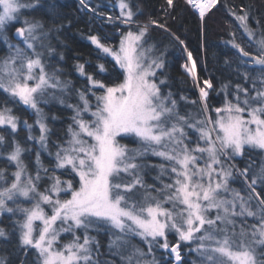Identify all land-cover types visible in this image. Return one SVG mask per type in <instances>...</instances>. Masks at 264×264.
I'll return each instance as SVG.
<instances>
[{"label":"snow or ice","instance_id":"1","mask_svg":"<svg viewBox=\"0 0 264 264\" xmlns=\"http://www.w3.org/2000/svg\"><path fill=\"white\" fill-rule=\"evenodd\" d=\"M185 3L198 14L203 29L218 0ZM57 4L58 0H0V38L7 42V28L21 24L15 28L20 43L8 44L12 51L0 60V92L6 96L0 107V128L8 133L6 138L0 132V158L15 168L10 173L0 168V215L22 214L13 227L25 256L29 249L35 250L34 264H158L155 248L174 258L173 264H184L181 248L194 243L195 248L188 250L197 258L191 264H264V23L256 19L255 28L249 24L250 6L229 10L255 51H246L230 33L225 43L239 57L234 70L243 82L231 91H227L230 82L222 85L225 99L222 107L214 109L213 118L208 103L212 80H200L197 62L186 47L190 63L183 67L198 87L199 99L189 101L180 95L178 100L172 91H162L167 78L157 81V70L163 71L165 61L162 54L149 55L154 45L145 47L149 28L164 29L181 45L184 41L158 20L137 21L139 9L133 11L131 0H119L120 15L107 17L129 26L118 47L105 45L97 35L88 37L113 58L123 79L106 84L78 64L76 69L89 87L76 91L77 104L67 103L63 94L69 92L71 82L62 80V69L45 59L56 54L53 31L62 27H47L45 19L55 21ZM167 5L174 7V0H167ZM25 11L39 12L41 17L21 20ZM224 63L231 67L227 58ZM97 68L99 74L107 72L104 64ZM89 93L96 97L94 110ZM51 100L73 112L66 140H50L53 130L48 121L59 117L46 114L41 104ZM181 101L199 104L196 115H182ZM9 103L31 109L33 122L14 115ZM89 113L92 119L86 120ZM21 126L27 132L23 143L17 139ZM120 134L134 136L137 147L121 145ZM29 142L35 147L24 146ZM32 151L34 175L24 162V155ZM252 152L261 154L259 163L251 158ZM42 153L52 158L51 168L44 167ZM149 154L163 163L148 162ZM246 156L243 168L234 163ZM155 169L154 183L148 184L145 176ZM63 175L72 178L62 179ZM44 177L51 184L41 190ZM164 177L171 183H165ZM237 182L241 189L232 187ZM20 198L30 206L21 207ZM247 218L255 223L249 224ZM62 233L72 239L60 243ZM8 235L0 227V237ZM101 235L107 237L106 244ZM169 235L176 237L175 244L169 242ZM136 238L147 251L134 242Z\"/></svg>","mask_w":264,"mask_h":264},{"label":"trees","instance_id":"2","mask_svg":"<svg viewBox=\"0 0 264 264\" xmlns=\"http://www.w3.org/2000/svg\"><path fill=\"white\" fill-rule=\"evenodd\" d=\"M103 1L101 0V6L93 3L90 6L99 14L118 17L119 14L116 11L102 6L110 0ZM131 4L135 11L139 9V16L152 17L160 23H164L171 33L184 41V46L192 52L196 59L199 77L211 78L214 89H219L221 84L228 81H242L237 77L234 70L239 62V57L225 42L231 39L230 33H235L236 41L246 51L254 52L255 47L242 34L238 22L230 15L229 10L233 8L238 10L241 5L246 8L250 6L252 18L249 20V24L255 28L256 19L264 23V0H218L217 6L206 16L203 29L198 14L184 0H174V7H169L166 0H131ZM56 10L55 21L50 20L56 26L62 25L57 35L63 41V44L58 46L63 54V60L60 62L61 68L66 72V76L72 80L74 87L83 89L87 85L86 78L76 73L77 64H84L87 73L106 84L120 82L123 79V74L115 61L102 55L87 40V37L97 35L102 42L109 41L114 44L119 41L121 33L124 32L123 26L117 21L109 22L106 18L91 14L77 0L58 1ZM139 16H136L135 19L140 21ZM154 31L149 35V39L157 46L167 48L168 64L165 65L163 71L159 72V79L167 78L165 87L176 94V98L184 95L190 100H198L199 96L195 85L181 67L184 58L182 45L175 41L169 32L156 29ZM226 58L231 61V67L224 63ZM98 64H104L107 72L99 74ZM0 98H2L1 94ZM213 98L214 95L212 94L208 100L211 111L217 105V101L213 102ZM9 105L14 108L15 114L22 115L20 107L13 103H9ZM58 112L62 114L60 110ZM26 118L29 120L32 116L26 114ZM61 123L59 121L52 124L51 141H54V136L59 137L60 133L63 134L62 131L65 126ZM0 132H3L7 138V131L0 128ZM26 135L25 131H20L17 139L23 143ZM28 144L24 146L28 147ZM32 147L35 145L33 144ZM34 154L35 151H32L24 155L30 167H32L31 162ZM5 165V160H0V166ZM238 166L243 168L244 164L239 161ZM0 253L6 259L5 264H22V262L29 264L36 259L34 250H28V254L25 256V253L20 249L17 235L10 236L6 242H2Z\"/></svg>","mask_w":264,"mask_h":264},{"label":"rangeland","instance_id":"3","mask_svg":"<svg viewBox=\"0 0 264 264\" xmlns=\"http://www.w3.org/2000/svg\"><path fill=\"white\" fill-rule=\"evenodd\" d=\"M58 1H61V0H58ZM77 1L80 2V0H77ZM102 2H104V1L102 0ZM166 2H167V0H166ZM184 2H185V0H184ZM91 3L96 4L98 6H101V0H86V3L84 5H82V6L86 10H88L91 14L97 15L98 17H103V18H106L107 19V17L111 16V15L99 14V13L96 12V10H95V13H93V11H92L93 8L90 6ZM118 4H119V0H110L109 2L106 1V3L103 4L102 6L105 7V8H109V10H114V11H116L120 15V9L118 7ZM133 11H135V10L133 9ZM25 16H27L28 18H32L33 16H35L36 18H40L41 17V13H39V12H31V11H25L24 14L21 15L20 19L23 20L25 18ZM137 16H139V15L137 14ZM111 17H113V16H111ZM139 17H140V21L139 20H137V21H139L141 23L146 22L149 18L153 19L152 17L146 18L147 16L144 17V15L143 16H139ZM113 18H115V17H113ZM45 19H46L47 27H53L54 23L50 19H47V18H45ZM107 21H109V20L107 19ZM115 21L119 22L123 26L124 32H127L129 30V26L123 25L119 20H115L114 19L113 22H115ZM20 26H21L20 23H14V24L10 25L7 28V30H6V34L8 36V41L7 42H5L2 38H0V60H2L5 57H7L10 54V52L12 51V49H10L8 47V44H18V43H20L19 38L15 36V28L16 27H20ZM155 29L158 30V31L159 30H164V29H161V28H159L157 26H151L149 28V33H148V36H147V44L145 45V47H147L148 45H154L155 48H154L153 52L150 53L149 55H151L153 57H156V56H161V54H162V58L164 59L165 65H166V64H168L167 63V55H166L167 54V48L162 47V46L159 47V46L156 45V43H154L153 41H151L149 39V35L151 33H154L155 32L154 31ZM132 30L133 31L136 30V26L135 25H132ZM57 35H58V32H56L54 30L53 31L54 38L52 39L51 43H52V46L55 47V49H56V54H54L50 60L47 58V55H46V57H45L46 63H50L52 66L59 67L60 69H62V72L59 74L60 75V78L62 80H66V81H70L71 82V84L69 85V92L64 93L63 96L66 99L67 103H69V104H77L78 103V98L76 96V91H78V90H84L85 88L89 87V83L87 81V85L83 89H81L79 87H74V85L72 84V80H70L66 76L67 75L66 72H64V69L61 68V63L60 62L63 59H60V55L59 54H62V53L60 52V50L58 48L59 45L63 44V41ZM88 37H87V40L91 43V41L88 39ZM102 43H104L105 45H108V46H112V47H118V45H119V41L116 42V43H114V44L112 42H109V41L102 42ZM20 46L23 47L22 44ZM93 46L95 48H97L95 45H93ZM182 47H183V57L184 58H183V62H182L181 67H182V70L185 72V69H184L183 65L185 63H190L187 60V51H189V50L186 48L187 51H185L184 44L182 45ZM37 50L38 51H41V49H39V48ZM98 50H99V52L102 55L108 56L109 58H111L113 60V58L111 56L102 53L100 49H98ZM193 59H195L194 55H193ZM50 70L51 69H49V71ZM159 72H160V70H157V81L159 80V77H158ZM76 73L80 75V73L77 71V69H76ZM197 74H198V67H197ZM187 76L191 79V81L193 83V80H192L191 76H189L188 74H187ZM81 77H83V76H81ZM83 78H85V77H83ZM204 79H209V78H200L201 81L204 80ZM229 82H230V86H229V89H227V91H231L232 87L235 84L242 83L243 81H228V82H225V83L221 84V87H219V89L218 88L217 89H214V85H213V89L212 90H209V98L213 94L214 95L213 102H216L217 101V103H216L217 105L213 107L212 111L211 110L209 111V115H212L213 118L215 117L214 109L217 108V107H222L223 101L225 99V90L222 88V85H224L226 83H229ZM212 83H213V81H212ZM201 86H203V85H201ZM244 86L247 87L248 85L245 84ZM196 90H197V93H198V96H199V89H198V87H196ZM93 91L96 92V95H100L101 94L100 91H96V90H93ZM162 91L163 92H168L169 89L166 88L165 86H163L162 87ZM0 94L2 96V98H0V107H2L3 106V101L6 99V96L3 95L2 92H0ZM57 95L59 96L61 94L58 92ZM88 96H89L90 103H91V105L93 107V110H94L95 109V105L97 103L96 102V97L94 95H92L91 93H89ZM216 96H218V97H216ZM209 98H208V100H209ZM177 99L179 100V98H177ZM188 100L191 101L190 99H188ZM16 105L18 107H20V111H21L22 115H20L18 113L15 114L14 111H13V114L16 115V116L21 117L22 119H27L26 118V114L28 116H32V118H30L29 120L27 119L29 123H32L33 120L35 119V117L32 114L31 109H28L26 106H24L22 104H16ZM7 106L10 107V108H12L14 110V108L11 107L9 104ZM41 107L44 109V112L46 114H48V115L55 114L57 117H59V119L57 121H55V122H53L51 120L48 121V124H49V127L50 128H52V124H54L56 122H59V121H61L62 122L61 124H64V126H65L63 128V131H62L63 134L60 133V136L59 137L54 136V141L66 140L68 138L67 135H66L68 125H70L72 123V120H71V117L73 115L72 110L64 107L63 105H60L55 100H51L47 105L41 104ZM209 108H210V106H209ZM198 109H199V104L193 105L191 103H185L183 101L180 102V112H181L182 115L185 114V113H192L193 115H196V113L198 112ZM58 110H60L62 112V114H60L58 112ZM84 118L86 120L92 119L90 113L89 114H85V117ZM196 118L197 119H200L202 117L199 116V115H197ZM20 131H25L26 132V130L22 126L19 129V132ZM35 134L36 135H39L38 129L36 130ZM189 135L193 138V140L196 139L193 131L189 130ZM85 139H89V143H91L90 138L85 137ZM117 140H118V142L121 145H127L128 147H137L136 138L134 136H132L131 134H120L117 137ZM32 145H33V143L29 142L28 147H32ZM50 150L53 151V152H55L56 149L54 147H51ZM250 155H251V158L253 160H255L257 163H259V160L261 158V154L260 153H258V152H252ZM41 159H42V162H43L44 167L51 168L52 163H53V160H52V158H50L47 155V153H42ZM247 159H248V156H246L244 159L237 158L234 161V163L236 165H238V162L241 161L245 165V161ZM0 160H4V159L3 158H0ZM24 162L28 165V162L25 159V157H24ZM148 162L153 163V164L163 163V161H162L161 158L152 156L150 154L148 156ZM5 163H6V165L5 166H0V168H6L9 173L15 170L14 166L9 165L6 160H5ZM31 165H32V167H30V165H28L29 171H31L33 173V175H34L35 174V154H34V157L32 158ZM157 174H158V169L150 170L148 172V174L145 176L146 182L148 184H153L154 183L153 177H155ZM41 175L44 176L43 172L41 173ZM49 175H51V172L49 173ZM56 175H61V171H57L56 172ZM71 178L72 177H67V175H63L62 176V179H71ZM163 179H164L165 183H171V180L168 179V177H164ZM50 184H51V181L48 180L47 177H44V179H42L40 181L41 190H43L44 188L48 187ZM159 186H160L159 183L156 182V187H159ZM232 187L233 188H236V189H241V184L239 182H237V183L232 184ZM257 190L259 191V189H257ZM61 198H67V197L66 196H62ZM18 203H20V206L21 207H29L30 206L27 202H24L23 201V198H20L18 200ZM9 206H13V205L10 204ZM211 215L214 216L215 215V212L213 211L211 213ZM2 217L5 218V219H3ZM22 219H23V216L20 213H17L15 216H13L10 213H4L3 215H0V227L5 228V230L9 233V235H8L7 238L0 237V243L1 244H2V242H6V240H8L10 238V236H14V235H17L18 236V234H19L18 233V229H14L13 226H14V222L16 220H22ZM238 220H239V218H238ZM2 221H5V222H2ZM247 221H248L249 224L255 223V220L253 218H247ZM37 224H39V222H37ZM91 234L92 235H96L95 232H93ZM71 239H72V237L69 234L62 233L61 234L60 243H66V242L70 241ZM99 239L102 241L103 244H106V242H107V237L106 236L101 235L99 237ZM134 242L137 243L140 247L144 248L145 251H147V246L144 245L142 242H140L138 238H136V240ZM169 242L171 244H175L176 243V237L173 236V235H169ZM1 244H0V246H1ZM189 248H195V244L194 243L191 244V245L185 244L181 248V253H182L183 257H184V264H191V262L194 261V260H196V258H197V254L194 253V252H190L188 250ZM29 250H32V249H29ZM153 251H154L155 259L158 261V264H173V259L174 258L169 257L168 256V253L165 252L164 250H162V249H155L154 248ZM148 259H152V257L149 256ZM0 260H3L4 261V264H5V260L6 259H5V257H3V255L1 253H0ZM34 261H31L29 264H34Z\"/></svg>","mask_w":264,"mask_h":264}]
</instances>
